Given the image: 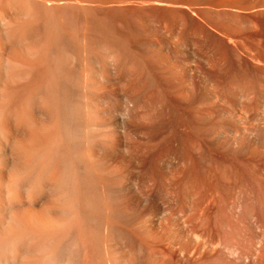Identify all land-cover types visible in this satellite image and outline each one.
<instances>
[{"label": "bare ground", "instance_id": "obj_1", "mask_svg": "<svg viewBox=\"0 0 264 264\" xmlns=\"http://www.w3.org/2000/svg\"><path fill=\"white\" fill-rule=\"evenodd\" d=\"M108 1L0 0V264H264V40Z\"/></svg>", "mask_w": 264, "mask_h": 264}, {"label": "rangeland", "instance_id": "obj_2", "mask_svg": "<svg viewBox=\"0 0 264 264\" xmlns=\"http://www.w3.org/2000/svg\"><path fill=\"white\" fill-rule=\"evenodd\" d=\"M254 1L257 5H255V7H253L255 9L252 10L248 6L251 3H254ZM243 3H244V6H243ZM113 4L117 5V6L119 5L122 7L126 6L125 0H121V1L120 0H112V1L109 0L108 2L104 3L103 5H113ZM263 4H264V0H224L223 6L221 8L226 11V14L223 16V18H221L222 28L230 31V36L233 39H236L238 42L249 43V42H254L255 40H257V41L262 40L263 41L264 40V5ZM121 14H123V11ZM254 29L260 33H258L257 31H255V33H254L253 32ZM249 31L250 32L252 31V32L250 33ZM252 33L254 34V36L256 34L258 36L254 37ZM260 34H262V35H260ZM225 40L228 41V39L226 37H225ZM195 60H197L196 56L195 57L193 56L192 57L193 63H196ZM233 65H235V64L233 63ZM211 69L214 70L213 67H211ZM237 162L238 161H235L233 164L236 167L241 166V165H238ZM261 221H259V223H258L259 224V226H258V228H259L258 233L259 234H258V237L256 239L259 242H261V240H264V239H262L264 237V222H263V220H261ZM258 238H260V240ZM258 241H257V243H258ZM262 242H261V244L258 243V245L262 246ZM246 243H244V245L242 246L243 250H245V248L247 250L249 247L248 246L249 243L248 244H246ZM257 243H256V245H257Z\"/></svg>", "mask_w": 264, "mask_h": 264}]
</instances>
